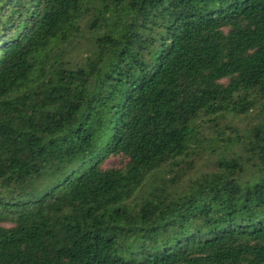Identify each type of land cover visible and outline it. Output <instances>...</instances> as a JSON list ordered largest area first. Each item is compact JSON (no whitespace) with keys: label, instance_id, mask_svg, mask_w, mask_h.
<instances>
[{"label":"trees","instance_id":"obj_1","mask_svg":"<svg viewBox=\"0 0 264 264\" xmlns=\"http://www.w3.org/2000/svg\"><path fill=\"white\" fill-rule=\"evenodd\" d=\"M0 264H264V0H0Z\"/></svg>","mask_w":264,"mask_h":264},{"label":"rangeland","instance_id":"obj_2","mask_svg":"<svg viewBox=\"0 0 264 264\" xmlns=\"http://www.w3.org/2000/svg\"><path fill=\"white\" fill-rule=\"evenodd\" d=\"M201 161V160H200ZM199 161V162H200ZM126 161L119 157H111L105 162L106 168H121L125 165ZM212 167L210 159L206 156H202V161L199 163L200 170Z\"/></svg>","mask_w":264,"mask_h":264}]
</instances>
